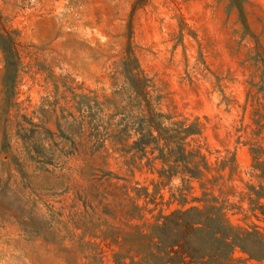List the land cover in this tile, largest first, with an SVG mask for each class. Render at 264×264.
I'll return each instance as SVG.
<instances>
[{
    "label": "rangeland",
    "instance_id": "obj_1",
    "mask_svg": "<svg viewBox=\"0 0 264 264\" xmlns=\"http://www.w3.org/2000/svg\"><path fill=\"white\" fill-rule=\"evenodd\" d=\"M193 247L264 264V0H0V264Z\"/></svg>",
    "mask_w": 264,
    "mask_h": 264
},
{
    "label": "trees",
    "instance_id": "obj_2",
    "mask_svg": "<svg viewBox=\"0 0 264 264\" xmlns=\"http://www.w3.org/2000/svg\"><path fill=\"white\" fill-rule=\"evenodd\" d=\"M150 138L148 139V140H143V138L142 137H140L137 141H135V145L137 146V147H141L140 149H144V147L148 144V143H150V142H153V141H155L156 139H155V137L154 136H152V134L150 133ZM143 140V141H142ZM197 250L193 247V248H191V250L189 251V252H186L187 253V256L189 257V259H188V263L187 264H200V257L197 255V252H196Z\"/></svg>",
    "mask_w": 264,
    "mask_h": 264
}]
</instances>
